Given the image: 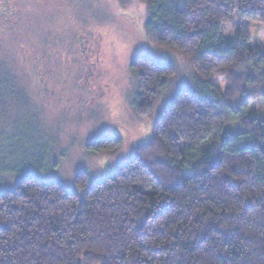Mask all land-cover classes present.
Returning <instances> with one entry per match:
<instances>
[{
	"label": "trees",
	"instance_id": "1",
	"mask_svg": "<svg viewBox=\"0 0 264 264\" xmlns=\"http://www.w3.org/2000/svg\"><path fill=\"white\" fill-rule=\"evenodd\" d=\"M145 1L147 34L191 62L196 86L102 181L78 174L68 191L28 176L0 193V264H264V116L251 110L249 90L262 89L264 102V52L245 27L233 45L221 38L239 18L259 24L264 39V0ZM132 68L137 108L149 114L174 68L147 56ZM216 77L227 80L224 95ZM232 123L242 129L224 128Z\"/></svg>",
	"mask_w": 264,
	"mask_h": 264
},
{
	"label": "rangeland",
	"instance_id": "2",
	"mask_svg": "<svg viewBox=\"0 0 264 264\" xmlns=\"http://www.w3.org/2000/svg\"><path fill=\"white\" fill-rule=\"evenodd\" d=\"M18 3L14 16L0 10V193L28 176L57 181L68 191L76 189L78 174L100 182L151 141L155 123L178 93L194 89L193 66L149 37L145 0ZM240 27L249 32L252 47L264 52L262 28L248 20L235 18L224 26L222 40L235 44ZM98 34L104 47L100 65L89 51ZM141 56L174 68L149 114L137 108L132 63ZM214 84L224 95L227 80L216 77ZM249 90L251 110L264 116L262 89ZM224 128L242 129L238 123ZM113 137L120 138L118 146L90 151V143Z\"/></svg>",
	"mask_w": 264,
	"mask_h": 264
},
{
	"label": "flooded vegetation",
	"instance_id": "3",
	"mask_svg": "<svg viewBox=\"0 0 264 264\" xmlns=\"http://www.w3.org/2000/svg\"><path fill=\"white\" fill-rule=\"evenodd\" d=\"M20 0H0V10L4 15L10 14L9 16H14L18 13H20L19 9V2ZM103 37L101 35H96L93 37L90 41L91 48L89 51L91 52V55L93 58H95V62L97 65L101 64L102 59V52H103ZM106 88H109L107 85Z\"/></svg>",
	"mask_w": 264,
	"mask_h": 264
}]
</instances>
